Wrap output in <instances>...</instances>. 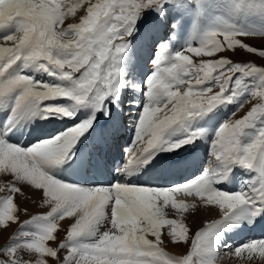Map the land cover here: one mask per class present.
<instances>
[{"label": "snow or ice", "instance_id": "6c2138e0", "mask_svg": "<svg viewBox=\"0 0 264 264\" xmlns=\"http://www.w3.org/2000/svg\"><path fill=\"white\" fill-rule=\"evenodd\" d=\"M165 2L95 0L93 3L92 0H78L76 4L68 5L61 0H0V27L9 23L17 27L14 34L0 38L5 42L0 45V75L17 60L25 59L44 61L41 67L46 71L50 65L58 70L60 79L73 81V87L65 88L20 76L7 85L21 89L17 106L66 97L76 105L91 101L107 116L109 113L104 101L113 94L114 88L103 71L106 60L114 51H120L119 42L125 34L131 35L140 12L146 8H162ZM84 4H87L86 14L79 23L61 27L65 17L74 14ZM246 36L245 33L213 30L207 34L202 46L188 47L177 53L173 63L163 64L160 59L155 61L156 71L146 82L149 103L139 116L134 140L143 146L135 151L132 148L128 150V165L159 148L165 130L221 103L225 85L234 73L264 74L262 66L251 62L236 63L224 55L243 50L264 58V48L244 42L242 38ZM8 42L12 46H5ZM189 54L212 59L195 63ZM76 73L80 76L74 80ZM49 74L57 75L56 72ZM213 75L220 81L216 94H210L212 89L201 90L199 87ZM193 77L195 84L190 82ZM181 88L186 90L181 92ZM253 95L257 102L243 117L226 122L218 129L212 152L216 160L225 164L235 161L249 169L264 172V130L254 143L243 148L238 141L245 128L264 117V91ZM45 111L69 118L74 115L63 106H45ZM94 119L82 121L56 137L26 149L0 139V173L10 174L12 178L11 183L4 186L9 194L0 199V225L6 229L10 221L18 222L13 194L22 193V188L17 185L42 192V204L49 206L50 211L36 217L51 221L42 232L29 239L18 241V233L13 236L0 247V264H194V257L203 256L207 251L206 242L216 222L195 233L187 255H168L162 247L161 229L169 226L173 243H187V233L191 231L186 225H178L177 220L165 218L164 208L169 204L181 213L188 209L187 204L177 202L170 193L183 190L190 194L194 191L207 205L220 207L221 219L252 204L242 193L212 190L213 176L207 170L170 188L128 185L119 181L110 185L80 187L54 178L45 169L68 158L79 138L92 127ZM191 142L186 138L165 150L172 151ZM124 170L117 169V172ZM4 187H0V191ZM161 197L162 204L159 203ZM261 200H264V193ZM259 211L257 207V213ZM66 218L74 219V223L70 224L65 238L58 240L59 222ZM101 228L106 230L101 231ZM79 238L87 239L74 246L71 242ZM234 251L237 257L244 253L249 254V259L255 253L264 257V239L247 242ZM203 264H215V261L205 260Z\"/></svg>", "mask_w": 264, "mask_h": 264}, {"label": "rangeland", "instance_id": "374dc122", "mask_svg": "<svg viewBox=\"0 0 264 264\" xmlns=\"http://www.w3.org/2000/svg\"><path fill=\"white\" fill-rule=\"evenodd\" d=\"M61 2L69 5V3L64 2V0H61ZM92 2L94 3L95 0H92ZM86 8H87L86 4L82 5L80 8H78L76 10L75 14L77 13L76 15H79V14H82L83 11H85V13L82 14V15H85L86 14ZM77 18H78V16L76 17L73 14L66 16L64 19V24L65 23L66 24L61 25V27H67L68 24L74 23V21H76ZM164 20H168V22L170 21L169 23L172 24L175 28L174 31H177L176 29H178L180 27V25L183 24V26H184V24H185L184 21L186 20V22L188 23L187 24L188 25V27H187L188 33L190 34L189 26H191L190 28L193 30V32H195V33L192 32L191 37L189 35V38L192 39V44L190 42H186V37H182L181 41L178 40V44L174 50L176 53L185 51L188 47L202 46L205 43L207 34L213 30H221V31L227 30V31L236 32V33H245V34H247V36L242 38L244 40V42H246L252 46H255L257 48H264V0H166V2L164 3L162 8H158V9L146 8L145 10L140 12L138 14L137 19L134 21V30L132 31L131 35L125 34V38L119 42L121 45L120 51H118V52L114 51L113 54L106 60L104 66H103V71L110 78L114 88L120 87V85H122V83L120 81H114V77H115L116 70H117V65L121 61V58L123 56L122 53L129 46L131 47L135 44L136 39L140 37V33L145 29V27H147L148 25H151V23L156 24L157 22L160 23ZM205 21L207 23H205ZM13 25H14V23H9L4 28V30L7 31V30L12 29ZM183 26L179 28V30L181 32L183 31V28L185 27V26L184 27ZM151 29L146 32V34L142 40V49L139 50L140 53H142L143 48H144L143 41H144V39L146 40V37H147L148 33L151 31ZM172 30L173 29L171 27H170V29L169 28L167 29V27H166V29L164 30L163 33L154 34L150 38L148 44L150 45L149 51L152 53V55H148L146 53L147 56H146L145 60H147V62L150 60V58L152 56H155L157 53H159V50L162 48V44H163L162 42H160L162 44H160L161 46L159 45V48H157V49L154 48V45L156 43H158V41L162 40L161 36L167 35V34L170 35V32ZM151 32H153V31H151ZM193 34H195V35L197 34V35L193 37ZM9 35H12V33H10ZM182 36H185V34ZM153 53H154V55H153ZM176 53H173L172 55H170V52L168 53L166 51L165 54H168V57L166 56L165 61L172 60L174 62V60H175L174 56L176 55ZM189 55L192 56V59L194 60L195 63H199L201 60L212 59V57H196L193 54H189ZM224 55L228 56L233 62H236V63L251 62L257 66L264 67V58L259 57L258 54H250V53H247L246 51L238 50L235 53L226 52V53H224ZM157 57H160V56H157ZM145 60H144V62L146 63ZM154 60L156 61V59H153L152 62ZM24 62H26V60ZM33 62H34V66L37 70L36 69L26 70L25 65H21L22 69L19 72L17 71L18 73H16L15 76L10 75V77L15 80L20 76H26V77H30L32 79L34 78V81H35V79L37 80L36 77L40 78V77L44 76L43 79L40 78V80H39V78H38L37 82H41V83H45V84H49V85H56L57 84V85L65 87V88L73 87V81H65V80H62L59 78V72L57 69H54L49 65L48 66L49 70L44 71V68L41 67V65L45 63L44 61H33ZM14 64H19V62H15L11 66H13ZM29 68L30 67H28V69ZM38 68H40L41 71ZM8 69L10 70V68H8ZM25 71H27V74ZM49 72H56L57 75H50ZM36 73H38V76L34 77V74H36ZM41 73H43L44 75ZM39 74H41V75L39 76ZM127 74H128V72H127ZM79 76H80V73H76L74 76V80L78 79ZM2 78H4L6 80L7 75L3 73ZM129 78H133V76L128 77V79ZM1 79H0V82L2 80H4V79H2V80ZM49 79L53 82L48 81ZM142 82H143V80H142ZM142 82H140L139 88H141V86L143 88L144 85L142 84ZM190 82L192 84H195V77H193ZM118 83H119V85H118ZM124 84L127 85V83H124ZM219 85H220L219 79L217 78L216 75H213V76L209 77L208 80L203 82L199 87L201 90L212 89L213 91L210 94H216L217 92H219ZM129 88H131V85L129 86ZM225 88H226V90L224 92L223 101L221 103H218L217 105H215L213 108H211L208 111L200 112L196 115H193L189 118H186L180 124L174 125L171 128L165 130V132L168 131L169 133L168 132H166L167 134L165 132L163 133L164 135L162 136L163 139L161 140V146L159 148L155 149L154 153H153L154 156L153 157L149 156V158L150 159L153 158L152 160H154V158L156 159V157L157 158L161 157L162 158L161 161L163 160L164 162L163 161L159 162V164H167L170 161L176 160L177 156L174 154L179 151V150H177L178 148L175 150H172V151H168L165 149L167 147H169L170 145H172L176 142H179L181 140H184L186 138H191V140L193 142V138H194L193 132L189 131L187 128H189L191 126L190 125L191 123H197V122L203 123L205 120H202V118L205 117V113L206 112L211 113L214 110V108H216V107H218V109H216V111L218 112L217 115L219 116V118L221 119V122H222V124L218 128H220L224 123L228 122V119L225 118L227 116H229V118L231 120H235V119H239V118L243 117V115H245L247 113V111L250 110L251 106L257 102V98H254L253 94L257 91H264V74L254 73L251 75H245V74L239 73V72L234 73L232 75L231 79L225 85ZM185 90H186V88L179 89V91H181V92H183ZM193 91H198V89H193ZM15 94H16V91H15ZM16 98H17V95H16ZM222 103L223 104L225 103V107L221 105ZM61 105L65 108H67L69 111H72L74 113V115L71 118H69L67 116H63L60 114L47 113L45 111V106H61ZM15 106H16V103L14 104V107ZM41 106L43 108L42 110L44 111V114L46 115L45 117H47L46 119L41 120L42 121V127L46 126V125H48V127H49V124H51L52 122L58 121V124H60V127L64 128L62 130H59L51 138H54L58 134H61L65 130L69 129L67 126V123H69L73 127V126H75V123H77L76 125H78L79 122H82V121L88 120L92 117H95L92 127L96 126V130H94V132L91 134L90 141H87L82 136L79 138L78 142L75 144V146L73 147V149L70 152V156L73 159L76 157L79 158L78 156L85 153V154H87V159L85 160V162L90 163V161H89L90 157L94 156V158H95V151H97V153H100V152H98L97 149L102 143L105 144V153H108V151H110L111 144L113 141V138L110 136V130L112 129V127L118 128L117 126L119 124L114 123V119L109 117V114L106 116L104 114V110H97L95 108V105L91 101H89L88 103H86L84 105H76L73 100L66 98V97H60L57 99L45 100L41 103ZM104 106H105V109L107 110V99L104 101ZM12 107H13V101L10 102V105L8 104V106L6 107L7 108L6 110H8V113H9V111H10V113L12 112V109H13ZM17 108H18V106L15 107V109H17ZM34 109L35 108H33L32 105H29V106H26V109H21V111L25 110L24 113H27L26 112L27 110L32 112V110L34 111ZM75 110H79L80 111L79 113H81V114H79V113L76 114ZM2 111H3V108H2ZM83 111L85 114H83ZM15 115L16 114L11 113V115L9 116V119ZM230 115H231V117H230ZM126 119H127V117H126ZM206 119H208V118H206ZM126 125H127V123L120 122L121 128H124ZM188 125H189V127H188ZM176 126H177V128H174ZM130 127L133 128V126H130ZM218 128L214 129V131H218ZM41 129L42 128H39L38 130H41ZM175 129H177V130L179 129L178 130L179 132ZM262 130H264V117H259L256 121H254L252 123V125L250 127L245 128L242 131V133L239 135L238 141H239L240 147L243 148L249 144L254 143L258 139L259 134ZM34 132L37 133V130L35 131V129H34ZM184 132H185V134H184ZM38 134H39V131H38ZM168 134H170V135H168ZM34 136H35V133L28 132L27 135L21 141H17L18 139H16L17 146L22 147V148H28V147L34 145V142L30 141V139ZM190 136H193V137H190ZM86 138H88V137L86 136ZM134 140H135V134H133L131 137L132 142H130L129 149L134 146V143H133ZM200 142H201V139H200ZM189 145H192V143L191 144L189 143ZM184 146H187V144H184L181 148H183ZM212 146H213V143H210L209 140L207 143H205V150H206L207 155L209 156V163L213 166V164L215 165L217 162L219 163L221 161L215 159V156L212 152ZM135 147H136V145H135ZM144 157L145 156L140 157L138 160L139 163L138 162H136V163L137 164H143V162L146 161L145 159L148 158V157H145V158ZM149 158L147 159L148 161L150 160ZM165 158H166V160H165ZM75 163H77V162H74V164ZM230 163H228L224 167L228 166L230 168L232 164H233L232 166H235V177H236L238 183H241L244 187V188H242V189H244L243 194L245 195V193H247L248 195H251V196H249L251 202H253L251 205L254 207H258L257 201L254 200L253 196L258 194L257 197L261 198V195H259V194L264 193V189H263V187H264V176H258L257 175V174H264V172L255 168L257 170V173L253 174V173L249 172L250 170H248L247 167L241 166L240 163H238V162L233 161ZM96 165L94 167L92 166L91 170H93V168H95ZM103 168H104V166H103ZM212 169L213 168L210 167L209 171H211ZM45 170L50 175L54 174L55 176H57L59 173V170H60V164L57 166L51 167V168H47ZM232 170L233 169H231V172L228 171L230 173L225 172V175L223 173H222V175L232 176ZM225 171H226V169H225ZM103 174H104V172H103ZM217 174H219V173H217ZM217 174H212V176L214 175L216 177ZM141 175H142V173H141ZM55 176H54V178H56ZM78 177L80 178L81 174H79V176H77V174H75V172H74V176L71 179L73 181V183L76 182V179ZM217 180H218V178L216 177V179L212 181L211 188H212V190L214 188H216L214 191H218V190L222 191V189L217 187V185H219L220 183L215 186V182H217ZM84 181H86L85 177H84ZM91 184H93V182ZM92 186H96V185H91V187ZM0 187H4V186L2 184H0ZM232 191L234 193H237V191H234V190H232ZM232 191H230V192L222 191V192L231 193ZM250 192H251V194H250ZM8 194H9V192H8L7 187H4V190L0 191V199H3ZM190 194H193L191 196L192 198L196 197L195 192H192ZM13 198H14V203L17 206V211L15 214L18 216V222H11L10 221L9 226H7L6 229H5V226L0 225V235H1L0 236V247H3L17 233H18V237H17L18 241L22 240V239H29V238L33 237L35 234H37L38 232H42L44 230V228L47 226V224H49L51 222L50 220L42 219V220H45V222H44V226H42V228H40L41 218H37L36 215H43V214H46L48 211H50V209L44 208L42 201H37V200L33 199L32 197H29L26 193H24V191H22V193L13 194ZM189 198L190 197L185 196L182 192L176 193V201L177 202H179V200L184 201L185 199H186L185 200L186 202H189V200H190ZM187 199H189V200H187ZM198 199H200V198H198ZM159 203L162 204L163 201L160 200ZM263 205H264V202H263ZM166 208H168V210H164L165 218L175 219V220H177L178 225L181 224L182 219L179 218V220H178V219L174 218L176 216L182 217L181 212L173 210L171 208L170 204ZM263 209H264V206H263ZM262 213H264V210L262 211ZM222 221H223V219L221 220V215L217 216L216 219L214 220V222H216V223H215V226L211 229V234L208 237V240L206 242V248L209 244V241L212 239L213 235L215 234L214 228L216 229V227H218V225L223 226L222 224H224V221L223 222ZM230 221L232 224V219H230ZM201 224H203V223H201ZM206 225L207 224H204L200 228L199 227H197V228L196 227H194V228L190 227L191 231L189 233H187V235H188L187 243H183V242L173 243L171 236L168 235V237H167V233H165L166 229H168L169 226H167V228H166V226H164L161 229L162 236L164 239V243L162 245V247L164 248V251L170 256L187 255L191 251L192 238H194L195 233L198 230L204 229L206 227ZM221 226H219V227H221ZM246 226H248L247 223L245 224V227ZM223 227L225 228V226H223ZM24 228H26L27 231ZM37 228H39V229H37ZM68 228H69V226L64 225L61 222H59L58 231L56 233L58 240H63L65 238ZM34 229H36V233L34 232ZM103 230H106V229L101 228V231H103ZM28 232L31 234H29ZM219 233L220 232L217 230L216 234L220 235ZM243 233H245V231L238 230L236 227L234 228L232 225H230V227H228L226 234L222 235V237L226 236V239L229 240L228 245H230V247L226 248V251H228L230 249L235 250L237 247L245 244V243H241V236ZM79 239H82V238H79ZM260 239H264V236L258 237V236L252 235L250 241L260 240ZM77 241H78V239L72 241L71 243L74 245V243ZM79 242L82 243L83 241H79ZM48 243L52 246H55L52 244V242H48ZM77 244H78V242H77ZM223 248L221 249L222 253L226 252V251H224ZM207 249H209V248H207ZM207 252H208V250L205 252V254L203 256L197 255L196 257H194V264H203V261H205V260L208 261V259L206 257V255L208 254ZM63 254L64 253L62 252L61 255H63ZM247 255H249V254L247 253L243 257L248 258ZM251 260H252V262H250V264H264V257H260L258 253L253 254ZM209 262H211V261H209Z\"/></svg>", "mask_w": 264, "mask_h": 264}, {"label": "bare ground", "instance_id": "6f19581e", "mask_svg": "<svg viewBox=\"0 0 264 264\" xmlns=\"http://www.w3.org/2000/svg\"><path fill=\"white\" fill-rule=\"evenodd\" d=\"M64 2H67L69 3V5H72V4H76L78 2V0H64ZM87 5V4H86ZM78 9V8H77ZM66 10V9H65ZM85 11L82 12V14H84ZM77 14V13H76ZM75 13L73 15H75L76 17L78 16L77 20L74 21V23H79L80 21V18L83 16L82 14H79V15H76ZM71 15V14H70ZM70 20V19H69ZM72 21V20H71ZM208 21V20H207ZM205 23H207L205 21ZM64 24V23H63ZM66 24V23H65ZM64 24V25H65ZM214 25V24H213ZM185 26V27H184ZM184 28H183V31L181 32L179 29H177V31L174 32V34L171 36V41L173 42L174 44V40H173V37L175 39V45L177 46L178 44V40L181 41L182 37H187L189 38V33L187 31V27L188 25L187 24H184ZM209 26V25H208ZM167 29L170 27L166 26ZM166 27H155L153 29H151V31L153 32H149L147 37H146V40L144 39L143 41V51L142 53H139L137 54V58L135 61H130L128 63V67L130 69H133L135 72H133V78H127V80H131L130 82H132V85H131V89H136V88H139L140 87V82L143 80V82H145V79L147 77H151V75H153V73L156 71V67L157 65L155 64V60L152 62V65L149 66L147 63L144 62V60L146 59V53L148 55H152V53L149 51V40L150 38L154 35V34H160V33H163L164 30L166 29ZM172 28V27H171ZM173 29V28H172ZM59 30V29H57ZM182 30V29H181ZM208 31V30H207ZM185 36H182L184 35ZM163 43V44H162ZM162 48L159 50V53H157L155 56H152V60L153 59H160L161 62L163 64H171L173 63L172 60H168V61H165L166 59V56L168 57V54H165V52L167 51V48H168V45L166 44L165 40L162 41ZM5 42L4 41H0V45H4ZM5 46H12L11 45V42H8ZM147 46V47H146ZM161 46V45H160ZM175 46V47H176ZM159 48V47H158ZM155 53V52H154ZM153 53V55H154ZM159 54V55H158ZM177 54V53H176ZM157 56H160V57H157ZM150 57V56H149ZM169 59V58H168ZM174 60V59H173ZM25 60L23 59L21 62H19V64H14L13 66L9 67V69H7L4 74L7 75V78L6 80L4 78H2V75H0V79H4L0 82V139H3L5 140L6 142L8 143H11V144H15L17 145V142H16V139H18L17 141H21L26 135L28 132H31V133H35V135H39L41 133V131H47V128H48V125L46 126H43L42 127V121L41 120H44L46 119L45 118V114H44V111L42 110V106H41V103H32L31 105L33 106L34 111L32 110V112H30L29 110H27L26 112L27 113H24L25 110H22L21 109H26V106L21 103L20 106L15 109V107L17 106V98H16V95L19 96L21 94V89L20 88H9L7 87L9 81H12L14 80L13 78L10 77V75L12 76H15L16 73H18L21 69H22V66L21 65H25V68L26 70H30V69H36L35 66H34V62L33 61H29V60H26V62H24ZM165 61V62H164ZM28 67H30L28 69ZM38 67V66H37ZM40 69V68H38ZM43 69V68H42ZM37 70V69H36ZM18 71V72H17ZM32 71V70H31ZM39 71V70H38ZM41 71V69H40ZM45 71V69H44ZM26 74H27V71H25ZM43 74V73H41ZM39 74V76L41 75ZM125 74H127V70L125 71ZM44 75V74H43ZM38 76V73L34 74V77ZM47 76V75H46ZM130 76V75H128ZM44 77V76H43ZM43 77H40L43 79ZM48 77V76H47ZM16 78V77H15ZM37 80L39 77H36ZM39 78V80H40ZM53 78V77H52ZM148 78V79H149ZM34 80V78H33ZM46 80V79H45ZM36 81V79H35ZM42 81V80H41ZM50 82H53L51 81L50 79L48 80ZM123 85L124 83H127L125 79H120L119 80ZM3 82V83H2ZM134 84V85H133ZM57 85V84H56ZM119 85V83H118ZM118 88V87H117ZM142 88V86H141ZM15 91H16V94H15ZM13 101V109H12V114H16L15 116H12L10 119H9V116L11 115L10 111L8 113V110H6L8 104L10 105V102ZM16 103V106L14 107V104ZM29 106V105H28ZM62 106V105H61ZM2 108H3V111H2ZM80 111L79 110H75V113H79ZM81 114V113H79ZM78 114V115H79ZM83 114L84 111H83ZM20 115V116H19ZM81 116V115H80ZM86 116V115H85ZM110 117V115H109ZM231 117V115H230ZM80 118V117H79ZM226 119H228V122L231 120L229 118V116L225 117ZM224 118V119H225ZM19 120V121H18ZM64 120V119H63ZM17 122V123H16ZM63 123V122H62ZM81 123V122H79ZM222 124L221 122V119L219 118V116L217 115V113L213 114L210 116V118L208 119H205V121L203 123H191V126L188 127L190 128L191 131L193 132H196L197 134H199V140L201 139V142L204 141V142H209L210 143H213L216 139V132L217 131H214V129H217L220 125ZM174 126V125H173ZM187 126V125H186ZM46 127V128H45ZM39 128H42L41 130H38ZM174 128H177L174 127ZM173 128V129H174ZM34 129L35 131L37 130V133L34 132ZM64 129L63 127H60L59 130H62ZM181 129V128H180ZM188 129V128H187ZM219 129V128H218ZM58 130V131H59ZM177 130V129H175ZM179 130V129H178ZM177 130V131H178ZM186 130V129H185ZM38 131H39V134H38ZM66 131V130H65ZM64 131V132H65ZM174 131V130H173ZM183 131V130H182ZM99 132V131H98ZM168 132V131H166ZM165 132V133H166ZM179 132V131H178ZM188 132V131H187ZM63 133V132H62ZM96 133V132H95ZM136 133V132H135ZM169 133V132H168ZM174 133V132H173ZM172 133V134H173ZM167 134V133H166ZM175 134V133H174ZM173 134V135H174ZM185 134V132H184ZM192 134V133H191ZM164 135V134H163ZM162 135V136H163ZM170 135V134H168ZM45 136V135H43ZM54 136V135H53ZM51 136V137H53ZM188 136V135H187ZM194 136V135H193ZM193 136H190V137H193ZM215 136V137H214ZM51 137L49 138H45V140L47 139H51ZM184 138V137H183ZM163 139V138H162ZM182 139V138H181ZM191 139V138H190ZM15 140V141H14ZM195 140V139H194ZM43 141V140H41ZM167 141V140H166ZM40 142V140L38 141ZM132 142V141H131ZM195 142V141H194ZM20 143V142H19ZM134 143V141H133ZM177 143V142H176ZM191 144V143H190ZM136 145V147H135ZM140 145V146H139ZM143 144L141 142H136L134 143V146L131 147L134 151L137 147H142ZM211 147V146H210ZM130 148V149H131ZM26 149V148H25ZM129 149V150H130ZM180 148H178L177 150H180ZM155 150V149H154ZM154 150H152L150 153L148 154H145L144 156L145 157H148L149 156H154L153 153H154ZM163 150V149H162ZM81 153V152H80ZM158 155V154H157ZM171 156V155H170ZM144 157V158H145ZM147 158V159H148ZM157 158V157H156ZM174 158V157H173ZM147 159H145L146 161H148ZM150 159V158H149ZM153 159V158H152ZM155 159V158H154ZM144 160V161H145ZM166 160V158H165ZM141 161V160H140ZM163 161V160H162ZM73 161L71 159H69V156L68 158L65 159V161L63 163L60 164V170H59V173L57 176H55L54 174H51L53 177L55 176L58 180H61L63 182H66V183H69V184H72V185H75V186H80V187H91V185H110V183L108 182H103L101 180L102 178V175H103V166L101 167V165L98 163L96 165L95 168H93L94 172H95V175L97 177H99V181H93V184H89L84 181V174L82 172V170L84 169V166L81 162H77L74 164H71ZM125 162H126V159H125ZM124 162V163H125ZM143 162V161H142ZM164 162V161H163ZM139 163V161H138ZM141 163V162H140ZM70 164V165H69ZM228 164V163H227ZM227 164H225L224 162H217L215 165L213 164V166L211 165V167L213 168L211 171H209L210 167L208 168V171L211 173V174H217L216 177L218 178L219 182H215V186L217 184H219L223 179H222V173L225 175V172L227 173H230L231 172V169H233L234 166L231 165V167L229 168L228 166L227 167H224L226 166ZM231 164V163H230ZM229 164V165H230ZM133 164L131 165H128L127 162L121 167V169H125L124 171L122 172H116L117 173V176H119L120 178L122 176H125L127 178L128 181H132L133 178L137 177L138 175V170L137 168H133L132 167ZM143 166H145V163L143 162L142 164ZM129 167V168H128ZM133 168V169H132ZM148 168H152V164H149L148 165ZM226 169V171H225ZM165 170V167L164 166H157L155 168V171L156 172H161ZM230 171V172H228ZM74 172L75 174H77V176H79V174H81V177L77 178L76 179V182L73 183V181L71 180L72 177L74 176ZM238 172V171H237ZM226 173V174H227ZM171 176V175H170ZM168 176V177H170ZM214 176V175H213ZM227 176V175H226ZM224 178V177H223ZM240 178V177H239ZM11 176L10 174H5V173H0V184H2L3 186L5 185H8L11 183ZM127 184V183H126ZM171 184V183H170ZM18 187H21L22 188V191H24V193H26L29 197H32L33 199L37 200V201H42V192L39 191V190H34L32 189L31 187L29 186H21V185H17ZM218 186V185H217ZM246 186V185H245ZM250 186V185H249ZM248 188V187H247ZM218 189V188H217ZM250 189V188H249ZM264 189V187H263ZM239 190V193H242L243 194V191L244 189L242 188H238ZM241 190V191H240ZM248 190V189H247ZM219 191V190H218ZM235 191V190H234ZM183 193L185 196H188L190 197L189 199V202H186L185 200H179V202H183L185 204H187L189 207L187 209V211L185 212H182L181 213V216L182 217H174L176 219L179 220L182 219L181 221V224L183 225H186L189 229L190 227H201L202 225L204 224H208V223H211L212 220L214 221L216 219L217 216H222V210L220 209V207L218 205H215V204H212V205H207L204 201L203 198L199 197L196 195L195 198H192L191 196L193 194H189V193H186L184 192L183 190H179V191H176L174 193H170V195L173 197V199L176 200V193ZM194 192V191H193ZM233 192V191H232ZM231 192V193H232ZM234 193V192H233ZM187 194V195H186ZM251 194V192H250ZM245 195L247 196H251V195H248L247 193H245ZM200 198V199H198ZM254 200H257V196H253ZM160 200H162V197L160 198ZM251 201V200H250ZM253 203V202H252ZM44 208L46 209H50L49 206L47 205H44ZM246 206L244 208L243 211H236V212H233V213H230L228 215L227 218H224V221H227L228 218H231L232 219V226L235 227H242V222H244V225L246 223V218H248V213H247V210H246ZM164 210H168V208H164ZM169 212V211H168ZM167 213V212H166ZM216 213V214H215ZM171 214V213H170ZM180 214V213H179ZM252 215V214H251ZM167 216V215H166ZM222 220V219H221ZM230 220V219H229ZM257 220H255V223ZM262 221V220H261ZM62 224L64 225H67V226H70L71 223H74V219H69V218H66L65 220L63 221H60ZM223 222V221H222ZM203 223V224H201ZM219 226V225H218ZM221 226V225H220ZM253 227H260L259 229L263 230L264 231V225L263 227L261 226H258V225H254ZM167 228V226H166ZM243 228V227H242ZM228 229V228H227ZM165 230V229H164ZM216 230V231H215ZM217 230L220 232L218 234H216ZM225 228L223 226L219 227V228H216L214 229V235L212 237V239L209 241V244L207 246V249L208 250V254L206 255L208 261H211V262H214L215 261V264H250V262H252L251 259L247 258V257H243L245 254L247 253H244L242 256H239L237 257L235 255V251L230 249L228 251H226L225 249L226 248H229L228 246H226L225 248L224 245L227 244V239H226V236L222 237V235H225L226 233L224 232H221V231H224ZM227 231V230H226ZM169 232H170V228L166 229V232L167 233V237L169 235ZM257 234L259 235H264V233H261V232H256ZM31 234V233H29ZM1 236V235H0ZM151 238V237H149ZM85 239L87 238H82V239H78V243H81L79 241H84ZM226 239V240H225ZM226 241V242H225ZM77 242L74 243V246L77 244ZM169 242V241H168ZM174 248V247H173ZM224 249V253L221 252V249ZM253 255V254H252ZM248 256V255H247Z\"/></svg>", "mask_w": 264, "mask_h": 264}]
</instances>
